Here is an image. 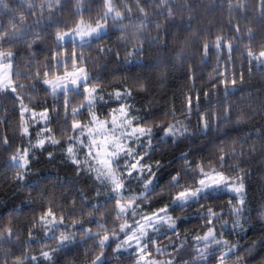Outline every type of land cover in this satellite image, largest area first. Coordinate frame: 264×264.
<instances>
[{
    "label": "snow or ice",
    "instance_id": "obj_1",
    "mask_svg": "<svg viewBox=\"0 0 264 264\" xmlns=\"http://www.w3.org/2000/svg\"><path fill=\"white\" fill-rule=\"evenodd\" d=\"M169 0H158L163 7ZM83 0H76V13L79 19H73L70 23L63 20H56L51 14L48 16L50 23L44 31L53 27L56 28L54 36L55 50L51 51L52 64L44 65L47 70L41 72L39 69L33 76H25V79L36 83H42L45 92L54 98V103L62 104L64 114V125L61 129V137L66 138V146L61 149L68 162L77 169V176L86 174L99 187L106 191L103 193L105 201H115V221H121L118 227L108 229L105 223L88 212V223L95 224L96 231L91 227H84V224L75 218L66 223L67 217L61 213L57 215L55 199H48L41 193V211L38 217L28 229L26 248L40 246L39 255H30L23 252L16 257L14 264H55L54 256L64 252L88 240L96 242L99 248L98 254L90 261V264H107L105 248H115L113 253L128 252L134 257L133 264H228L230 254L235 255L238 243H233L227 236L237 231L244 230V224L248 217L243 215L246 208L245 177L247 171L240 167L243 151L237 152V144L240 140L229 142L223 137L214 144L215 155L213 159L192 160L191 150L181 151L174 156L173 160L162 164L160 160L152 162V157L158 151L166 148L178 147L184 141L195 144L201 137L207 138L208 132L213 130L221 133L233 123L238 125L244 122V114L233 122L232 106L228 99L239 90L238 84L243 83V74L236 77L234 73L214 70L215 76L210 75L213 81L211 87L217 93L222 89L223 97H217L214 105L208 91L190 89L186 93L180 109L174 105L164 112V119L156 121L154 117L140 116L136 108L134 92L147 91L146 82L139 75L131 80V86H122L105 93L103 77L97 72L93 74L89 64L91 57L87 56L88 50H94L100 58L114 56L117 62L120 61V53L111 47L101 46V42L110 40L108 35L111 27H116L121 32L118 40L121 46L128 49L123 57V64L131 67L146 68L149 65L141 63L146 49L141 37L145 36L148 30V12L145 6H141V0H135V7L143 18H137L138 23L123 24L127 18L126 13L132 9L127 8L122 12L117 8L115 0H100L101 13L95 20H86L81 11ZM0 6L8 8L5 0H0ZM29 8L33 5L29 4ZM43 8V5H41ZM47 7L62 9L64 0H47ZM163 11L161 15H163ZM264 16V13H262ZM41 19L28 25L23 12L20 13L18 21H9V27L0 26V93H11L14 102L19 103L22 120L21 134L29 135V129L24 121L26 113L31 112L30 119L39 123L43 122L44 128L37 133L35 143L29 140L27 148H17L10 156L9 166L15 169L14 180L25 190L31 192L40 191V185L45 183L43 178L35 182L27 179L32 175V160L35 159V149H43L45 144L59 145L61 139H57L53 130L48 127L51 119L49 109L37 113L24 104V93L17 89H25V85L17 83L20 72H12L14 54L11 50H5L4 44L9 49L17 42H24L29 47L38 39H42L39 32H33L35 25H39ZM170 22L173 19L172 9L167 8V17ZM109 20L112 24H109ZM172 27L177 25L172 24ZM157 30L165 29L167 25L155 23ZM132 29L129 36L128 29ZM239 32V28L236 29ZM32 35L33 39L27 37ZM249 39L255 37L249 29ZM226 38L217 36L213 42L214 48L219 51L227 48L229 54L232 52V44L225 42ZM162 43L160 36L152 37L148 44ZM249 63L256 61L259 66H264V48L256 54L252 45H246ZM70 50V51H69ZM204 57L208 56L209 44L203 45ZM87 57V59H86ZM56 68L57 71H52ZM63 68V72L59 69ZM71 68V71L68 69ZM13 76L17 79L14 80ZM128 80V77H125ZM201 95L206 101L202 104ZM105 96L108 99H105ZM74 97H82L79 103L74 104ZM109 101L117 102V106L111 108L104 118L98 113L99 104H107ZM51 113L59 120L60 112L56 107ZM87 113V120L80 117ZM193 115L198 119L193 130L191 120ZM37 117L39 119H37ZM69 120L71 121L69 123ZM228 132L223 131V136ZM257 135L261 137L262 151H264V130L258 129ZM155 142V143H154ZM247 143V140L244 141ZM0 147H10L7 137L0 136ZM243 145L241 144V149ZM255 151L253 147L251 149ZM83 152V160L80 153ZM48 158H54L52 152ZM234 161L229 163V161ZM182 162L181 166L170 171L165 180H161L158 173L162 168H173L175 162ZM135 184L140 190L132 187ZM80 200L87 208L98 212L104 205L90 203L82 191L77 190ZM97 196L101 195L98 190ZM227 195L226 205L217 210L210 202L220 200ZM167 196V202L162 207L152 211H145L142 205L150 204L156 197ZM33 201L25 202V206L31 208ZM47 205V207H44ZM75 201H73V207ZM195 207L196 219L204 221L201 224L203 234H185L181 239L178 228L180 220H187V216H173L174 212H186ZM224 208L227 211H224ZM130 214V215H129ZM264 215V214H262ZM231 219V224L229 219ZM126 217H128L126 219ZM129 219L131 222H129ZM243 221V223H242ZM79 225V226H78ZM219 225V228H217ZM39 227L43 235L37 237L33 230ZM70 229H75L71 231ZM164 229L162 232L161 230ZM58 234V235H57ZM14 236L12 228L0 231V241ZM175 236L176 240L171 237ZM170 240V245L160 246V238ZM18 239V237H17ZM55 241L54 247H46L49 242ZM171 247V251H169ZM154 250V251H153ZM193 253H195L193 255ZM156 254L167 255V261H159ZM185 256L190 257L184 259ZM241 257H237L235 264H240Z\"/></svg>",
    "mask_w": 264,
    "mask_h": 264
},
{
    "label": "trees",
    "instance_id": "obj_2",
    "mask_svg": "<svg viewBox=\"0 0 264 264\" xmlns=\"http://www.w3.org/2000/svg\"><path fill=\"white\" fill-rule=\"evenodd\" d=\"M8 8L0 6V26L8 28L9 21H18L21 12L26 17L28 25H33L34 21L41 19L39 25L33 27V32H39L42 39H38L29 47L24 42L15 43L9 49V45L4 44L5 50H11L14 54L13 73L20 72L21 76L17 83L25 85V89H17L24 93V104L35 112L39 113L45 108L49 109L51 119L48 127L53 130L57 139H61V144H45L43 149H35V159L32 160V175L27 179L29 182H35L43 178L45 183L40 185V191L31 192L25 190L14 180L15 169L9 166L10 156L17 148H27L29 140L36 142L37 133L44 128L43 122H35L31 117V112L26 113L24 121L29 129V135L23 136L22 120L18 102H14L11 93H0V136L7 137L10 147H0V231L12 228L14 236L11 239L0 241V264H14L16 257L21 256L23 252L30 255H39L40 246L26 248L28 239V229L33 223L34 218L38 217L41 211V193L48 199H55V211L57 215L63 213L70 223L75 212V218L80 220L84 227H91L96 231L95 224L88 223V212L105 223L110 230L118 227L121 221H115V201H105L103 193L106 191L99 187L86 174L81 173L77 176V169L67 161L61 151L66 146L65 139L61 137V129L64 125V114L62 104L54 103L53 96L45 92L42 83H36L33 89V81L25 79V76H33L39 69L41 72L47 70L44 65L52 64L51 51L55 50L54 36L56 28L44 31L50 23L47 19L51 14L56 20L71 22L73 19H79L75 16L76 0H64L62 9L53 8L51 11L47 7V0H5ZM117 8L125 12L126 7L131 8V13H126L127 18L123 24L138 23V17L143 18L137 12L135 0H115ZM29 4L33 7L29 8ZM43 5V8L41 7ZM148 12V30L145 36L141 37L146 49L145 56L141 63L150 67L139 68L123 64V57L128 49L121 46L118 37L121 32L116 27L109 29L108 35L111 38L101 42V46L111 47L114 51L120 53V61L117 62L114 56L100 58L94 50H88L87 56L91 57L89 68L93 74L99 73L103 77L105 93L122 86H131L130 81L137 75L146 82L147 91L134 92V103L139 109L140 116L151 114L156 121L164 119V112H167L173 105L180 109L184 96L190 89L208 91L212 103L215 105L217 97H223V90L218 93L212 89L213 81L210 75L215 76L214 70L234 73L237 78L243 74V83L238 84L239 90L228 99L233 109L232 121L234 122L241 113L244 114V122L241 124H232L221 133L213 130L208 132L207 138L201 137L195 144L184 141L178 147L166 148L158 151L152 157V162L160 160L162 164H167L173 160L174 156L181 151L191 150L190 159L208 160L213 159L215 155L214 144L218 143L220 138L228 140H240L243 145L237 144V152L243 151L240 167L244 168L248 175L245 177L246 189V208L243 213L248 217V222L244 224L243 231H237L227 236L233 243H238L235 255L230 254L228 264H235L237 257H241L240 264H264V151H262L261 137L257 135V130H264V66H259L256 61L249 63L247 57L246 45L251 44L252 50L258 54L264 48V0H169L167 5L161 7L158 0H141V6H145ZM171 8L173 19L170 22L167 17V8ZM81 11L86 20H95L101 13L100 0H83ZM163 11V15L161 12ZM167 25L165 29L157 30L155 23ZM175 24L177 27H172ZM239 28V32L236 29ZM249 29L255 40L249 39ZM129 36L132 29H128ZM160 36L162 43L149 45L148 40L152 37ZM217 36L226 38L225 42L232 44V52L229 54L227 48L217 51L213 42ZM32 40V35L27 37ZM209 44V53L204 57L203 45ZM70 51V50H69ZM87 59V57H86ZM69 71L71 68L68 69ZM52 71H57L53 68ZM63 72V68L59 69ZM128 77V80H125ZM13 79L17 78L13 76ZM105 99H108L105 96ZM82 97H74V104L79 103ZM202 104H206L201 95ZM117 106V102L109 101L107 104L97 106L98 113L102 118L108 111ZM56 107L60 112L59 120L51 113V109ZM87 113L80 117L81 120H87ZM37 119H39L37 117ZM197 117L193 115L191 124L195 131ZM71 121L69 120V123ZM228 135L223 136V131ZM247 140V143L244 141ZM155 143V142H154ZM255 151H252V148ZM54 154L53 159L48 158V153ZM84 153H80L83 160ZM234 161H229L233 163ZM182 162H175L173 168H162L158 175L161 180H165L170 171H174L181 166ZM132 187L139 191L140 189L133 184ZM77 190L83 192L87 200L92 204L104 205L99 211H93L87 208L80 200ZM101 192L97 196V191ZM167 196L156 197L150 204L142 205L145 211H152L162 207L167 202ZM33 201L31 208L25 206L26 201ZM228 196H223L220 200L210 202L219 210L226 205ZM73 201L75 206L73 207ZM47 207V205H44ZM195 207L186 212H174L175 216H187V220H180L178 228L181 233V239L185 234L194 235L203 234L206 229L201 228L204 221L196 219ZM224 211H227L224 208ZM130 215V214H129ZM128 217H126L127 219ZM229 219L231 224V219ZM129 222L131 220L129 219ZM243 223V221H242ZM79 226V225H78ZM219 228V225H217ZM75 231V229H70ZM162 232L164 229L161 230ZM37 237L43 235L42 230L37 227L33 230ZM58 235V234H57ZM18 237V239H17ZM176 240V237H171ZM179 243L178 240H176ZM160 246L170 245V240L165 237L160 238ZM55 241L48 243L46 247H54ZM115 244H112V249ZM112 249L105 248L107 264H133L134 257L131 256V250L122 253H113ZM171 251V247L168 249ZM154 251V250H153ZM99 248L96 242L88 240L79 246L71 247L64 252L54 256L55 264H90V261L98 254ZM195 253H193L194 255ZM156 258L163 257L167 261L170 259L167 255L156 254ZM190 257L185 256L184 259ZM214 264V261L212 262Z\"/></svg>",
    "mask_w": 264,
    "mask_h": 264
},
{
    "label": "rangeland",
    "instance_id": "obj_3",
    "mask_svg": "<svg viewBox=\"0 0 264 264\" xmlns=\"http://www.w3.org/2000/svg\"><path fill=\"white\" fill-rule=\"evenodd\" d=\"M109 24H112V21L111 20H109ZM71 71V70H70ZM12 72H13V68H12ZM31 115H32V113H30ZM156 258V257H155ZM161 258H163V257H160V258H156L157 260H159V261H165V259H161Z\"/></svg>",
    "mask_w": 264,
    "mask_h": 264
}]
</instances>
